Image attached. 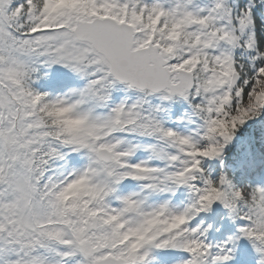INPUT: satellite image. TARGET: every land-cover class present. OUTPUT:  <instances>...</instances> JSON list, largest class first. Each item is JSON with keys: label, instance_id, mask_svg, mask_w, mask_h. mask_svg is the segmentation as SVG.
<instances>
[{"label": "snow or ice", "instance_id": "obj_1", "mask_svg": "<svg viewBox=\"0 0 264 264\" xmlns=\"http://www.w3.org/2000/svg\"><path fill=\"white\" fill-rule=\"evenodd\" d=\"M262 108L264 0H0V264H218L217 201L264 264V187L203 165Z\"/></svg>", "mask_w": 264, "mask_h": 264}, {"label": "trees", "instance_id": "obj_2", "mask_svg": "<svg viewBox=\"0 0 264 264\" xmlns=\"http://www.w3.org/2000/svg\"><path fill=\"white\" fill-rule=\"evenodd\" d=\"M261 120L257 116L247 120L243 125H241L235 132L232 141L228 143L225 148L227 158L231 155L233 150H236V147L239 145H245L249 142L247 150H252V152L259 151L261 145L262 152L264 153V139L260 135L262 128L260 127ZM231 159V157L229 158ZM215 169H213L214 171ZM225 173L230 176V171L225 170ZM219 174L218 170L212 174V177L215 178ZM241 221H244L238 218Z\"/></svg>", "mask_w": 264, "mask_h": 264}, {"label": "rangeland", "instance_id": "obj_3", "mask_svg": "<svg viewBox=\"0 0 264 264\" xmlns=\"http://www.w3.org/2000/svg\"><path fill=\"white\" fill-rule=\"evenodd\" d=\"M257 117L259 118H262L264 117V108H262L260 111H259V114L257 115ZM263 130H264V125L262 126Z\"/></svg>", "mask_w": 264, "mask_h": 264}]
</instances>
